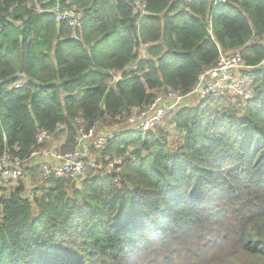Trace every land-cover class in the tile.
Here are the masks:
<instances>
[{"label":"trees","instance_id":"obj_1","mask_svg":"<svg viewBox=\"0 0 264 264\" xmlns=\"http://www.w3.org/2000/svg\"><path fill=\"white\" fill-rule=\"evenodd\" d=\"M141 1L143 18L135 0H0V160L43 177L0 185V264H264V0ZM235 51L254 99L192 94ZM169 88L185 97L167 117L177 146L164 121L90 149L79 180L29 160L41 130L70 152Z\"/></svg>","mask_w":264,"mask_h":264},{"label":"built area","instance_id":"obj_2","mask_svg":"<svg viewBox=\"0 0 264 264\" xmlns=\"http://www.w3.org/2000/svg\"><path fill=\"white\" fill-rule=\"evenodd\" d=\"M216 2H225V0H216ZM135 9L140 14V18L148 15L146 3L141 0H135ZM55 11L57 22H66L72 28L80 27L81 12H74L61 7L56 8ZM150 46V44H145L140 47L141 60L151 59L146 51ZM259 67L264 68V60L259 64ZM136 68L137 65L135 64L129 70H136ZM249 69L251 67L245 64L244 57L239 51L221 53L217 64L202 74L199 84L192 94H199L202 99L231 96L237 99L235 101L249 102L255 97V91L250 88V83L244 75V71ZM121 77V75H115L113 81L118 82ZM201 86H203L202 91H200ZM20 88H22V82H18L13 86V89L16 90ZM184 99L185 97L169 88L156 96L148 107L134 108L126 120L118 118L119 121H123L120 124L115 123L113 125L117 129L126 124L127 127L125 128L115 129L105 135L96 131V126L99 124L89 130L81 129L76 136V149L66 153L62 151L64 141H53L52 134L41 130L36 136L37 145L47 144V146L33 152L29 160L32 161L37 157H41L42 159H51L56 163V165L44 164L45 179L55 176L57 178L68 177L72 180H79L87 170L86 160L90 156V149L99 150L103 148L123 131L150 133L160 126ZM26 161L13 157L10 153H5L0 160V185L7 187L21 181L24 178L26 165L28 164H26Z\"/></svg>","mask_w":264,"mask_h":264},{"label":"rangeland","instance_id":"obj_3","mask_svg":"<svg viewBox=\"0 0 264 264\" xmlns=\"http://www.w3.org/2000/svg\"><path fill=\"white\" fill-rule=\"evenodd\" d=\"M162 93L163 92L158 93L157 96L162 94ZM165 122H164L163 127L167 128L169 130V133H170V139H169L170 140V145L171 146H177L178 143H179L180 137L176 134V132L174 130V126L170 125L168 118L165 120ZM125 127H127L126 124L120 126L119 128H125ZM119 128L116 129L115 126H111L110 124L101 123V124L96 126V131L98 133H104V135H105V134H107L109 132L114 131L115 129L118 130ZM64 140H65V137L64 138L61 137V142H63ZM89 158H90V156L88 157V159ZM36 160H40L41 162H43L44 159H42L41 157H37ZM42 178L43 177L41 176V174L36 176V177H32V176L29 175V173H27V170H26L24 178L21 180V182H24V184L26 185L27 192H32L34 189H37V187H39V182H42ZM16 184H18V183H15V184H12V185L17 186ZM0 213H1V206H0Z\"/></svg>","mask_w":264,"mask_h":264},{"label":"crops","instance_id":"obj_4","mask_svg":"<svg viewBox=\"0 0 264 264\" xmlns=\"http://www.w3.org/2000/svg\"><path fill=\"white\" fill-rule=\"evenodd\" d=\"M35 161H39V160H36V158H35ZM43 162H44V164L46 163V164H50V165H52V164L56 165V163L53 160H51V159H44ZM26 166L28 167L29 165H26Z\"/></svg>","mask_w":264,"mask_h":264},{"label":"water","instance_id":"obj_5","mask_svg":"<svg viewBox=\"0 0 264 264\" xmlns=\"http://www.w3.org/2000/svg\"><path fill=\"white\" fill-rule=\"evenodd\" d=\"M202 90H203V86L200 87V91H202Z\"/></svg>","mask_w":264,"mask_h":264}]
</instances>
